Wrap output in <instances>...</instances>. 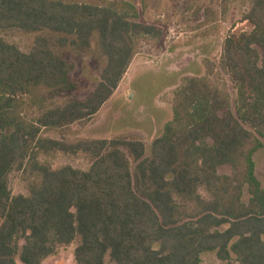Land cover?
<instances>
[{"label": "trees", "instance_id": "obj_1", "mask_svg": "<svg viewBox=\"0 0 264 264\" xmlns=\"http://www.w3.org/2000/svg\"><path fill=\"white\" fill-rule=\"evenodd\" d=\"M243 19L252 29L228 35L218 63L173 91V118L146 154L129 133H45L89 121L157 27L126 1L0 0V30L36 34L28 52L0 37V264H42L74 242L76 264H200L206 252L264 264L253 160L264 135V0H249ZM66 55L94 59L98 80L87 98L52 103L74 89ZM59 153H84L89 166L54 167ZM14 171L26 194L12 193Z\"/></svg>", "mask_w": 264, "mask_h": 264}, {"label": "rangeland", "instance_id": "obj_2", "mask_svg": "<svg viewBox=\"0 0 264 264\" xmlns=\"http://www.w3.org/2000/svg\"><path fill=\"white\" fill-rule=\"evenodd\" d=\"M74 1L94 4L126 1L136 7L140 22L153 24L157 27L159 36L147 37L145 40H142L134 56V58H137L142 63L140 65H144L141 74L138 73L136 76L139 77L141 75L140 78L144 79V83L142 84L143 90H147L146 80L149 79L152 80L153 85L159 86L161 84L160 86L163 85V88L170 85L166 93L164 92L159 97V102L168 111V117L165 119L159 118L158 116L155 117L157 121V124L154 125L156 130L157 128H163V124L167 118H170V120L173 118L171 99L173 91L177 87H174L173 82L180 79V85L186 77L206 75L208 73L207 68L210 69L212 65L218 63L224 39L230 34L250 31L252 29L251 24L243 19V15L249 7V0H228L226 2H223V0ZM35 35V33H27L17 29L0 30V37L14 44L24 52H28L32 48ZM175 41H183L184 43H189V45L176 50L173 48L172 50L171 43L173 42L174 45L176 43ZM66 58L72 64L69 80L73 84L74 89L69 95L62 94L54 98L52 103H62L70 97L81 100L85 99L93 91L98 80V67L94 59L87 55L79 57L66 55ZM198 64L203 67V75H198ZM167 66H173V70L180 71V75L175 76L173 74V77V72H167ZM128 69L126 73H129ZM136 71L133 70L132 76L134 73H137ZM125 75L123 77L124 84H129L131 74H128L126 78ZM215 75H217L216 70L213 71V78ZM100 117L101 113L96 117L93 116L86 123H76L59 131L48 130L45 135L56 139L76 140L80 137L82 138L83 135H89L92 125ZM144 117L145 110H140L135 114V119H139L137 121H141L140 119L144 120ZM132 119L131 117V121ZM92 120H94V123L88 124ZM139 123H135V125L137 126ZM133 125V123H128L124 127L123 133L132 134L131 131H136V126L133 127ZM123 133H119L118 135ZM260 140L263 146L253 154V160L255 162L256 175L264 188V135L260 137ZM147 144L148 149H146V154H149L151 145L148 142ZM51 162L54 167L70 164L76 168L87 169L89 166V157L84 153H78L76 155L59 153L51 159ZM133 167L134 165H132ZM218 171L221 174H230L231 167L229 165H223L219 167ZM9 182L13 194L27 193L26 184L22 181L19 172H12L9 177ZM249 196L245 188L242 196L243 201L248 202ZM20 243L22 244L23 241H20ZM75 247V242L66 247H60L56 255L45 258L42 264H76L74 260ZM105 261L106 264H113L109 256L105 258ZM201 262L200 264H238L234 259L228 261L219 260L215 252L204 253Z\"/></svg>", "mask_w": 264, "mask_h": 264}, {"label": "crops", "instance_id": "obj_3", "mask_svg": "<svg viewBox=\"0 0 264 264\" xmlns=\"http://www.w3.org/2000/svg\"><path fill=\"white\" fill-rule=\"evenodd\" d=\"M177 42L174 45L173 42L171 43L172 50L173 48L176 50L189 45V43H184L183 41ZM140 64L142 63H140L137 58L133 59L128 69L129 73L127 72L125 75L126 78L128 74H131L129 77L130 83L124 84L123 78V80L120 82L119 86L114 91L112 96L102 105L100 110L94 115V117H96L101 113V117L98 119V121L94 123V120H92L88 123H94V125H92L91 130L89 131V135H83V137L93 139L111 138L113 136L118 135L119 133H123L124 127H126L128 123H133L134 127L136 126L135 123L138 122L140 123L136 126V131H131V133L144 142L145 149H148L147 142L151 145L152 142L158 136H160L163 131V128H157L156 130L154 126L155 124H157L155 117L158 116L162 119L168 117V111L167 109H164L161 102H159V97L162 96L164 92L166 93L170 85L165 86L163 88V85L160 86L161 84H159V86L153 85L152 80L149 79L146 80V85L148 87L146 88L147 90H143L142 84L144 83V79L140 78L141 75L139 77H136L137 74H141V70L144 69V65ZM133 70H137V73H134V75L132 76ZM166 70L167 72H173L172 76L173 74H175V76L180 75V71H177L176 69L173 70V66H167ZM197 70L199 71L198 75H203V67L200 64H198ZM179 83L180 79H177L176 82H173L174 87L178 86ZM140 110H145V117L144 120L140 119L141 121H137L139 119H135V114H137ZM131 117L133 118L132 121ZM169 120L170 118H167L166 122L163 125H165ZM202 260L203 255L201 256V261Z\"/></svg>", "mask_w": 264, "mask_h": 264}]
</instances>
